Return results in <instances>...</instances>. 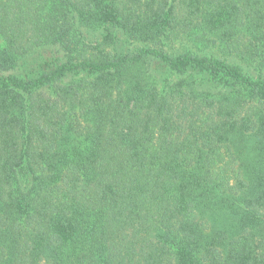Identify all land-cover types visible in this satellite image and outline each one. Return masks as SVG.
<instances>
[{
	"label": "trees",
	"instance_id": "obj_1",
	"mask_svg": "<svg viewBox=\"0 0 264 264\" xmlns=\"http://www.w3.org/2000/svg\"><path fill=\"white\" fill-rule=\"evenodd\" d=\"M0 40V264H264V0H0Z\"/></svg>",
	"mask_w": 264,
	"mask_h": 264
},
{
	"label": "rangeland",
	"instance_id": "obj_2",
	"mask_svg": "<svg viewBox=\"0 0 264 264\" xmlns=\"http://www.w3.org/2000/svg\"><path fill=\"white\" fill-rule=\"evenodd\" d=\"M24 33H25V37L18 39V41L15 42L16 45L22 46L24 44H29V40L31 41L32 39L33 41H35V39L32 38L33 37L31 34L32 32L29 31V29L26 30ZM196 37L197 35L195 34L190 35V38L192 40H188L183 44L176 41L174 49H181L183 47H187L188 49H191L192 51H198L200 55L224 58L228 60L229 62H236L239 65H241L244 68V70H247V68H245L246 67L245 61L242 60L241 58H238V57L235 58L233 54H228L227 50H223L218 47L212 46L211 42L206 37H203L202 40H199ZM0 43H1V40H0ZM36 44L37 43L33 42L32 44L29 45V48L34 47Z\"/></svg>",
	"mask_w": 264,
	"mask_h": 264
}]
</instances>
